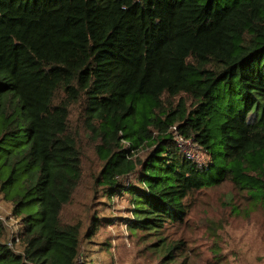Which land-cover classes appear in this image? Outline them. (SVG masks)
I'll return each mask as SVG.
<instances>
[{"label":"trees","instance_id":"1","mask_svg":"<svg viewBox=\"0 0 264 264\" xmlns=\"http://www.w3.org/2000/svg\"><path fill=\"white\" fill-rule=\"evenodd\" d=\"M74 107L129 233L187 264L166 233L194 192L230 179L264 209V0H0V264H78L115 220H63L84 172Z\"/></svg>","mask_w":264,"mask_h":264},{"label":"rangeland","instance_id":"2","mask_svg":"<svg viewBox=\"0 0 264 264\" xmlns=\"http://www.w3.org/2000/svg\"><path fill=\"white\" fill-rule=\"evenodd\" d=\"M71 121L81 134L84 172L72 201L63 210V220L79 221L86 232L96 211L115 219L102 224L97 235L83 243L78 264H161L159 255L145 252L144 245L137 242L120 219L131 211L129 197L114 198L110 203L103 188L96 184L102 162L96 156L93 138L83 127L79 108L74 107ZM182 148L191 150L200 163L210 160L206 150L193 141H185ZM186 201L185 221L169 227L166 234L170 241L185 240L187 264H245L252 257L250 253L264 254V209H253L246 191L234 181L227 179L203 188Z\"/></svg>","mask_w":264,"mask_h":264},{"label":"built area","instance_id":"3","mask_svg":"<svg viewBox=\"0 0 264 264\" xmlns=\"http://www.w3.org/2000/svg\"><path fill=\"white\" fill-rule=\"evenodd\" d=\"M185 141H191L192 142L193 140L186 139V138H184L182 136H177V142H178V145L181 147V149L186 153V155L188 157L194 158L195 154L191 150L188 151V150H184V148H182V146H184V144H185Z\"/></svg>","mask_w":264,"mask_h":264}]
</instances>
